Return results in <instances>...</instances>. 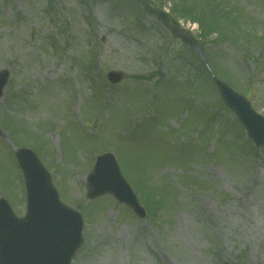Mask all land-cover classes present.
<instances>
[{
	"label": "rangeland",
	"instance_id": "obj_1",
	"mask_svg": "<svg viewBox=\"0 0 264 264\" xmlns=\"http://www.w3.org/2000/svg\"><path fill=\"white\" fill-rule=\"evenodd\" d=\"M153 1L184 26L178 16L202 12L218 34L194 21L189 49L133 0H0V197L24 213L12 151L27 146L84 219L71 264H264V144L199 64L210 55L209 71L264 115V0ZM110 70L124 79L110 85ZM104 151L145 220L108 195L86 198Z\"/></svg>",
	"mask_w": 264,
	"mask_h": 264
},
{
	"label": "water",
	"instance_id": "obj_2",
	"mask_svg": "<svg viewBox=\"0 0 264 264\" xmlns=\"http://www.w3.org/2000/svg\"><path fill=\"white\" fill-rule=\"evenodd\" d=\"M137 1L174 37L194 44L189 33L178 32L167 12L156 8L151 0ZM7 77L8 71L0 72V96ZM108 78L111 82H118L123 75L110 72ZM214 80L225 105L235 113L247 135L259 147L264 143V118L254 112L244 97L225 83ZM16 156L24 174L27 213L24 218H16L6 203L0 202V264H70L82 243L81 216L59 201L48 172L30 150L20 149ZM104 193H110L127 204L139 217L145 216L144 209L121 176L110 153L97 157L93 171L87 178V198Z\"/></svg>",
	"mask_w": 264,
	"mask_h": 264
},
{
	"label": "trees",
	"instance_id": "obj_3",
	"mask_svg": "<svg viewBox=\"0 0 264 264\" xmlns=\"http://www.w3.org/2000/svg\"><path fill=\"white\" fill-rule=\"evenodd\" d=\"M206 5H207V3H206ZM211 7H212V4H211ZM172 10H173V8L171 9V12H172ZM182 15H184V16H178V15L177 16L178 17H188L189 20L198 22L200 24L201 28H207V30L209 31V34H211V33H217L218 34V31H219L218 26L212 25V24H205L203 22L205 17H207V16L205 14H203L202 12H200V11L199 12L198 11L192 12V10H190V11H187L186 13H183ZM219 16L228 17V13H226V12L222 13V14L218 13L215 15V17H219ZM174 17H176V16H174ZM212 17H214V16H212ZM207 57L209 59V62H211L210 55Z\"/></svg>",
	"mask_w": 264,
	"mask_h": 264
}]
</instances>
